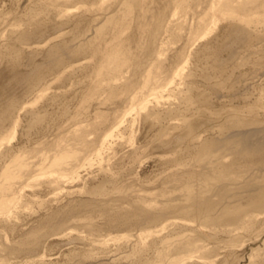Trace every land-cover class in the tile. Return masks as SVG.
Masks as SVG:
<instances>
[{
    "label": "bare ground",
    "instance_id": "bare-ground-1",
    "mask_svg": "<svg viewBox=\"0 0 264 264\" xmlns=\"http://www.w3.org/2000/svg\"><path fill=\"white\" fill-rule=\"evenodd\" d=\"M44 1L48 4L40 2L42 5H40L36 11H32L30 18L28 17L29 19H27L29 20L28 24L33 27L32 31H27L25 29L16 33L14 38H12L13 36L11 37L16 44L18 43L20 45L29 46L33 40H43L47 29L56 34V36L45 40L47 50L45 52L44 63H36L34 61L28 62L27 68L29 69V72L17 78V83L24 87L25 93H32L33 91L39 90V86L45 84L47 77H50L52 74L55 75L60 73L61 75L62 70H64L63 73H66L67 68L69 69L73 66L72 63L76 62V64H78L77 61L79 60L82 61V59L91 58L94 65L92 75L93 83L91 82L92 85L90 90H88L90 92L86 94L87 97L94 98L96 95H99V92L101 93V91H103L104 94H107V96L106 94L104 95V97H107L106 100H114L112 103L114 104L115 99L118 100L119 95L121 96L123 94V99L121 98L119 100L121 103H126L128 107V110L126 109L124 114L121 115L120 113L121 119H119V121H113V124L110 122V124L107 123V127L104 126L106 128L103 132H99L97 136L94 135L96 137L92 136L93 138H97V141L99 140V145L97 146L103 148L107 145L109 147L108 140L113 136L115 137L114 131L117 130L120 124L124 121V117L127 114L131 115L129 113L130 110L135 108L148 110L147 114L143 117L145 122L152 117L155 120L160 121V126L163 121L170 119H177V122H175L176 120L174 121L176 124L181 122V124H177L178 126L180 125L178 127L180 128V132L177 135L178 144H183V151H185V153H191L194 155V160L198 163L199 170L191 172L184 183L181 184L178 181L173 183L174 188L180 192L179 194L160 195L157 193H149V196H140L133 194V192H128L115 198L111 196L106 197L101 187H92L87 190V194L91 195L92 198L71 199L62 206L53 209L49 214L40 217V219L29 227V229L23 231L19 229V225L16 223L17 221L20 222L19 220H21L20 217L22 215L20 212L22 206L19 205V200H24V203H27L26 200L28 198H33L37 195V193H35L36 191L32 194L24 193V183L29 180L35 181L39 175H47L48 178L46 177L47 181H43L44 184L48 188L53 187L55 189V193H53H57L55 196L61 195L58 194L59 192H57V190H64V187L68 186L66 181L73 182L74 184V181H77L74 179L81 178L79 175V169L83 167L80 162L83 153L92 150L95 151L96 156L99 155L100 150L97 147L90 149L94 146H92V143L95 139L90 142L92 138L89 136L90 140H88V135L95 134L93 131L95 129L98 131L100 128H95L98 126L92 125L95 126L94 130H92L93 127L91 130H88L89 127H87V129L79 130V132L72 129L74 131V140L78 142L80 149L73 147V143H65L63 145L59 144L58 141L53 142L54 139L52 142L48 141V139L36 143L33 147L26 145L24 148L10 146L3 151L0 150V231L5 230L9 232L12 237V240H2L0 242V263L2 258L10 256H16L17 258L24 256V258H35L37 261H43L44 254L40 255L39 251L43 248L46 241L51 237L60 238L62 234V236H64V233L66 231L69 232L71 228L74 227V224L78 222V217H81L86 213L99 214L108 225L112 226V229L117 231L135 226H153L170 215L176 214L182 217L191 216L204 222L210 229L223 230V233L228 234L242 229L246 224L256 220V218L264 216V131L256 129L258 128V125L261 124V120L259 117L257 118V116L253 115L256 110L253 109L255 107H248L250 110L247 109L248 113H253L250 116H241L239 114H231L228 117L226 116L228 119L223 120L220 128V135L218 137L217 135H207V132L205 134L207 136L203 137L201 133H205V131H196L193 129L192 125L186 124L187 117L184 114L181 119L175 118V116H177L176 111L180 109V107L167 111L161 110V107L158 108L159 103L161 102L160 99L163 100L164 98L163 94H165L166 88L172 86V84H168L173 83L174 78L176 79L184 72V66H175L173 69L175 64L172 65L170 63L169 64L172 67L170 66L171 70L168 71L166 70V67H163L162 64L164 63L161 61V59L164 58L162 55H165L163 54V50L165 51L166 49H164L166 44L165 40L168 39L169 36L174 38V40L175 38L180 37L177 32L180 34V31L183 29L184 22L181 21L182 18L180 20L179 10L184 9L183 11L185 12V8L188 10L192 9L194 13L199 16H197L200 18L197 22H193L191 25L188 23L189 21L191 22V19L187 22L188 28L191 33H193L192 35L206 38L212 28L216 27L217 19L219 18H214L212 12L215 13L218 11L217 8L220 9L227 5V7L224 8L226 10L220 9V11L225 12V15H227L226 17L233 20L230 27L235 29L236 36L229 35V31L225 32L220 41H217L216 38L212 42L210 41L209 43L200 46L198 51H195L196 55L193 52L197 61H201L200 69L203 83L208 87L212 85V88L214 86H221V82L217 81V79L216 81H212V79L225 74L228 66V62L221 60L219 57L221 51H226L229 64H232L241 53L246 54L247 52V55L244 57V60H247L253 50L264 47V28L262 27L260 29V26L258 25L260 24V20L258 19L257 13L259 12L258 9H260V7L259 5L257 6L258 3L255 4L257 0H237L235 3H229V1L224 2V0L221 2V0H219V7L216 6V10L214 9L212 12H210V10L217 3L213 0ZM263 1L264 0L258 1L261 4L260 10H264ZM48 5L51 6L52 10H50ZM37 11H40V13L43 12L45 18L41 17L40 13H36ZM79 11L82 12L80 14H75ZM50 14L53 16L61 15L65 18H60L61 20L55 21L51 18ZM252 17L255 18L253 19ZM194 18L195 17H193V21L196 19ZM184 20L188 19L185 17ZM66 29L70 30L65 32ZM128 29L130 31L129 34L125 33L129 32ZM183 32L184 31H182V33ZM123 34H127L126 36L124 35L125 38H123ZM186 39L184 37L183 40ZM189 41L187 42L192 44L191 41ZM229 42H232V44ZM132 49H134V51H132ZM190 50L191 49H188V51ZM181 51V49L180 53L177 51L173 58L180 59V57L183 56ZM4 55L9 58L10 64L13 67L21 64L22 53L15 47H12V49L9 48ZM186 61L187 59L184 62ZM196 71L199 70L197 69ZM239 75L240 77L235 80L236 83L244 81H251L250 83L252 85L254 83H262L264 82V66L259 68L252 67V69L247 72H241ZM69 77L70 75H67L64 81H67ZM190 79H193V77ZM177 80L178 79H176L175 82ZM81 84L84 85V83ZM193 84L194 82L183 79L177 84L178 86L176 85L178 88H175L179 90V87L183 85L184 90L178 93L180 95L179 101L187 106V112L192 108V105H194V108L196 106V109H198L209 104L211 100L210 95L207 94L208 92H199L195 96L187 95L186 91H193ZM197 91L198 90H196V92ZM56 95H52L49 99L52 104L57 102L58 99L66 97V95ZM152 99L155 100L153 101L156 103V107L153 105L154 108L149 109ZM96 100L97 105H101V107L106 103L105 100V102H101V99ZM171 100L172 99H170V101ZM91 101H93V99H91ZM172 103H175V101ZM4 105L5 106L0 110V128L4 122H11V132L8 138L10 137L12 139L15 137L16 129L19 127L22 120L21 113L26 110L28 103L23 102L22 104H19L18 101L12 97L6 99ZM114 106L115 105H113V107ZM165 107L166 105H164V109ZM96 113L102 116L104 115L97 111ZM131 113L133 114L134 112ZM109 116L114 115L110 114ZM113 118L114 117H112V119ZM115 119L118 120V116ZM43 121L44 119L40 118L36 113L31 114L27 118V131L29 132L35 127L42 126ZM151 125L153 126V124ZM89 126L91 127V125ZM168 126H170V124ZM176 128L177 127L174 129ZM59 131L60 132L58 133L60 134L61 132H65V129L63 130V128H60ZM158 132L159 136H162L165 131L163 132L160 128V131ZM96 142L95 144H97ZM167 143L168 141H161L162 146L167 145ZM37 146L38 148L40 147L38 155H42L43 152L44 155L38 157L37 161L34 160L35 162L32 161L33 163L31 162V164H27L28 166L24 164L28 167L27 169H20L23 165L21 160L25 154L26 156L23 159H27L26 157L31 156L32 154L35 157L38 156L36 152L38 151ZM41 146L47 147V149L43 151ZM0 148H2V143H0ZM30 152L32 153L29 155L28 153ZM27 161H29V158ZM47 169L48 171H44ZM40 178L41 177H38L37 180H44L43 178ZM43 182L42 184L36 182L33 186H37V184L38 186H43ZM64 184L67 185L65 186ZM73 184L71 186H74ZM37 188L38 187H35V189ZM40 188L38 189L40 190ZM44 189H46V187L43 188V190ZM76 194L77 193L73 190L68 191V195ZM37 196L35 197L36 199ZM101 196L104 197L102 198ZM41 201L42 200H40V202ZM46 201L47 200L43 202ZM42 203L40 204L43 205ZM173 222L174 224L177 223V221H172V223ZM169 224L171 223L169 222ZM82 225L84 228H87V230L93 227L91 222ZM161 227L164 226L161 225ZM158 231L156 232L155 230L157 234ZM141 234L140 236H137V238L141 237L142 240V236L144 235L141 236ZM137 238L135 240H137ZM83 240L80 238H72L69 241L74 244H82L84 243ZM141 240L138 241L141 243L145 239ZM187 240L183 243L174 245L172 249L167 248L168 252L164 250L158 251V249H156L158 240H152L147 246V249H144V243H135L133 245V243L131 244L129 242L131 244L130 252L136 253L135 255L139 254V256L137 255L138 259H136V261L140 264H147L148 260H145L146 258L143 257V255L146 256V252H151V254L153 253L158 256L170 257V264H188L190 260H192V255H190L189 252H194L195 245L193 246L192 242ZM84 241H88V239ZM180 242H182V240ZM98 245L97 247L100 246ZM170 247H172V244ZM118 248H120V246ZM97 250H99V248ZM95 251V248H89V250L83 252V257L81 258L87 261L89 260L90 262L95 261L96 263V260H93V258L96 257ZM100 251L102 250L100 249ZM72 258L74 262L81 264L82 259H80V261L75 257ZM111 258L102 259L101 257L102 260L100 258H98L100 260L96 259L98 264H120L117 260H111ZM36 260L34 261L36 262Z\"/></svg>",
    "mask_w": 264,
    "mask_h": 264
},
{
    "label": "rangeland",
    "instance_id": "rangeland-1",
    "mask_svg": "<svg viewBox=\"0 0 264 264\" xmlns=\"http://www.w3.org/2000/svg\"><path fill=\"white\" fill-rule=\"evenodd\" d=\"M46 1L48 2L51 0H46ZM213 1L217 3L210 10V12L214 11V9L216 10L217 8L216 6H218L220 3L219 0L217 1L213 0ZM222 1L223 0H221V2ZM226 1L227 2L229 1V3H233V2L235 3L237 0H231L232 2L230 0H224V2ZM258 1L260 0H257L255 4L258 3L257 6L259 5L261 9V4ZM40 2L44 3L45 1L44 0H28V1L27 0H0V110L5 106L4 105L5 100L8 98L14 97L18 101L19 104H22L23 102L28 103L26 110H24L21 113L22 120L19 124V127H17L16 129L14 138L12 139L10 137L8 138L11 132L10 130L11 122L10 123L9 121L4 122L2 127L0 128V143H2V148H0V150L2 151L5 148L10 147V146L24 148V146L26 145L29 147L30 146L33 147V145L35 146L36 143L41 142L43 140L46 141L48 139H49L48 141L50 142H52L54 139L53 142L58 141L59 144H63V145L65 143H73L74 144L73 147L80 149V145L78 144V142L74 140V137H73L74 131L77 130L79 132V130L80 131L85 130L87 129V127H89L88 130H91V128L93 127L92 130H94V127L98 126L95 128H100V129H98V131L95 129L93 131V133L95 134L88 135V140H90L89 136H91L92 138L90 140L91 142L92 140L97 139L93 137H96L99 134V132L101 133V131L103 132L105 130V128L107 127V123L110 122L111 124H113L114 122L119 121V119H121V115L124 114L126 109L128 110L126 103H121L119 100L121 98L123 99L124 97L123 94H122L123 96L119 95V98H118L119 101L115 99L114 104H112L114 100L113 101L106 100L107 94L105 93L106 96L104 97L105 94L103 91H101V93L99 92V95H96L94 97L95 99L93 97L92 98L87 97L86 94L90 92L88 90H90L91 85L93 83L92 75H93L94 65L92 63L93 60L91 58H85V59H82V61L79 60L77 61L78 64H76V62L72 63L73 65L72 67H70L69 69L67 68V70L65 69L67 71L66 73H63L64 70H62L61 75L60 73H57L55 75L52 74L50 75L51 78L47 77L45 84L39 86L40 87L39 90L33 91L32 93H29V92L25 93L24 87L17 83V78L29 72V69L27 68L28 62L34 61L36 63H44L45 52L47 50V44H45V40L49 39L50 37L56 36V34H54L51 30L48 31L47 29L46 30L47 33L45 32V36L43 37V40L42 39L33 40L31 41L29 46L20 45L18 43L16 44L15 41L12 40V38H14L16 33L21 32L25 29L27 31H32L33 27L32 25L28 24L29 20L27 19L30 18L32 11H36L40 7V5H42ZM48 7L50 8V10H52L50 5H48ZM226 7L227 5L223 6V8H220V9L226 10L224 9ZM220 9L217 8L218 11L215 12L217 14L212 12L213 13L212 16L214 18L219 17L217 19V25L216 27L212 28L211 30L212 32L211 31L209 32L210 35L207 34L208 37L207 36L206 38L203 37L204 39L198 36L192 35L193 33H191V31L189 30L188 24H187V22L190 19H191V22L190 21L188 22L190 23V25L193 22L194 23L197 22L200 19L198 18L199 16L195 14L192 9L188 10L187 8H185V12L186 13L188 12L187 14L183 11L184 9L179 10L180 20L182 18L181 21L184 22L183 29L180 32L181 33L182 31L184 32L182 34L181 33L179 34L177 32V34L180 37L175 38V40L177 39L176 41L174 40V38H171L170 36L169 38L167 37L169 41L168 39L165 40L166 47L164 46V49L165 48L166 49L165 51L163 50V54L165 55H162V57L164 58L161 57L162 58L161 61L162 63H164L162 64L163 67L164 68L166 67V70L168 71L171 70L170 64L172 65L175 64L173 66V69L175 68V66L176 67L184 66L183 70L184 72L185 71L186 72L185 73L183 72L184 74L182 73V75L184 76L181 75L176 78L178 79L176 81L177 83L175 82L176 79L174 78V82L168 84V85L172 84V86H169L168 88H166L165 94H163L164 98L163 100L160 99L161 104L159 103L158 108L161 107L160 108L161 110L167 111L173 108L180 107V109L177 110L178 112L176 111V115L178 117L175 116V118L181 119L183 118L184 115H186L187 117L186 124L192 125L193 129L196 131H205V133H201L203 137H206L207 135H212V136L217 135L218 137L220 135V128H221L222 122L223 120L228 119L227 117L229 115L239 114L241 116H250L253 113L252 114L248 113V110H249L248 107H252V108L255 107L253 108V109H256L253 115L257 116V118L259 117L261 120V124H259L258 128L256 129H258L259 131H264V82L254 83L252 85L250 83L251 81H244V82H239V83H236L235 81L238 77H240L239 74L241 72H247L248 70L252 69V67L259 68L261 66H264V47L257 48V49L255 48L256 50H253L252 54L248 56L247 60H244V57L247 55V52L246 54L241 53L233 61L232 64H229L226 51H221L219 57L221 60L227 61L228 66H227L225 74L219 76L218 78L215 77L212 79V81H216L217 79V81L221 82V86L215 87L213 84L214 87L211 88L212 85L208 87L202 81V77H201L202 75H201V69H200L201 61H197L195 57L196 55L195 51H198L200 46L207 44L210 41L212 42L216 38H217V41H220V39L223 38L222 35L225 32L229 31V35L236 36L235 29L233 27H230L233 20L226 17L227 15H225V12L220 11ZM260 9H258L259 11L258 13L257 12H254V13L258 14V19L260 20V24L258 25L260 26V29H261L262 27L264 28V13H260V12H264V10H260ZM180 11H183V12H180ZM81 12L82 11H79L75 14H78V13L80 14ZM36 13H40V11H37ZM40 16L45 18L44 17L45 15H43V12L40 13ZM184 16L188 20H184L185 19ZM193 17L195 18L197 17L198 19L194 18L195 21H193ZM51 18L54 19L55 21H59L61 19H64L65 17L61 15L60 16L51 15ZM252 18L254 19L255 17H252ZM69 30L70 29L68 30L66 29L65 32H68ZM125 33L129 34L130 31L125 32ZM124 35L125 34H123V38H125L126 36ZM184 37L185 39L187 37V39L183 40ZM189 40L191 41L192 44H189L187 42ZM195 42H196V45H195ZM229 43L232 44V42H229ZM41 45H46V46H41ZM194 45L195 47L193 48ZM12 47H15L17 50L21 51L22 53L21 64L16 67H13L10 64L9 58H7L4 55V53L9 48L12 49ZM180 49L182 50L181 52L183 53L182 54L183 56L180 57L181 60L177 58H173L177 51L180 53ZM188 49H191V50L188 51ZM132 51H134V49H132ZM193 52L195 55L193 54ZM186 59L187 61L184 62ZM197 69L199 71H196ZM67 75H70V77L67 81H64ZM185 77H188V78H185ZM192 77L193 79H190ZM87 78H88V81H87ZM183 79H187L189 81L194 82L193 91L192 92L186 91L187 95L195 96L199 92H204V93L208 92L207 94L210 95V98H211L210 103L198 109H196V106L194 108V105H192V108L189 110V112H187L188 111L186 109L187 106H185L184 103H181L179 101L180 95L178 93L184 90L183 85L179 87L180 88L179 90L175 89L178 86L177 84L180 83ZM81 83H84V85ZM196 90L198 91L196 92ZM171 91H172V95H171ZM52 95H56V96L66 95V97L63 99L62 98L58 99L57 102L52 104V102L49 101ZM91 99H93V101H91ZM96 99L98 100L101 99L100 100L101 102L106 101L105 105H102V107L101 105H97ZM170 99L172 100L170 101ZM153 100L154 99H152L153 103L150 101L151 102L150 104L152 106L150 104H149L150 106L148 105L150 107L149 109L154 108L153 105L156 107V103L154 102L155 100L154 101ZM174 101L175 103H172ZM113 105L115 106L113 107ZM164 105H166L165 109H164ZM138 109L135 108L133 110H130L129 113L131 115L127 114L124 117V121L120 124L117 130H115L116 132L114 131L115 137L113 136L112 138L108 140L109 147L107 145H105V147L103 148L98 147L97 145H99L98 143L99 140L98 141L96 140L97 142L94 140V142L92 143V146L93 145L94 146L91 147L90 149L97 147L100 150L99 155H98L99 157L96 156L95 151H92V150L83 153V156L80 158L81 159L80 162L82 164L81 166L83 167L79 169V175L81 178L74 179L77 181L71 180L75 182L74 184L73 182H70L69 180H68L69 182L66 181V183L68 184L67 186L68 188L64 187V190H57V192H59L58 194H61L62 196L61 195L55 196L57 194V193L53 194L55 193L54 191L55 189L53 187H52L53 189L51 187L48 188L44 184L43 181L45 180L47 181V178H48L47 175H42L45 177H42L39 175L35 179L37 183L39 182L38 184L40 183L42 184L43 182V186L41 185L39 186L43 188L46 187V189L44 190L43 188H40L38 184L37 186L36 185L33 186L34 184H36L34 180H29L28 182L24 183L23 185L24 193L32 194L36 191L35 193H37L38 196L36 195L37 199L35 198L36 196L33 198L32 197L28 198L26 200L27 203H24V200H19L20 201L19 205L22 206L20 210L22 214V215L20 214L21 220H19L20 222L18 221L16 222L19 225V229L26 231L27 229H29V227L35 224L36 221L40 219V217L49 214L53 209L59 206H62L63 204L67 203L71 199H75V198L85 199V198H90V197L92 198L91 195L87 194V190L92 187H96V186L101 187L103 189V193H105L106 197L111 196L115 198L118 196H121L122 194L128 193V192H131V193L133 192V194H137L140 196L141 195L149 196L148 195L149 193H152V194L157 193L160 195H170V194L180 193L177 189L174 188L173 183H176L178 181L179 183L182 184L188 179V176L190 175L191 172L199 170L198 163L195 162L194 160V155H192L191 153H185V151H183V147H184L183 144H178L177 135L180 132V128H178L180 125L178 126L177 124H181V122H178L176 124L174 123V121L176 120L175 122H177V119H170V120L163 121L162 122L163 125L161 124L160 126V121L155 120L153 117L146 120L145 122L143 117L147 114L148 110H142V109L138 110ZM136 110L139 112H137ZM96 111L104 115L103 116L99 115L96 113ZM140 111L141 112L143 111L144 113L143 112L141 113ZM131 112H134V113L132 114ZM33 113H36L40 118H43L44 121H43L42 126L35 127L34 129L28 132L27 131V118ZM110 114L114 116H109ZM117 116H118V120L115 119L117 118ZM112 117L114 118L112 119ZM103 120L106 122H104ZM151 122H154V123H151ZM72 124L74 127L72 126ZM151 124H153V126ZM169 124L170 126H168ZM89 125H91V127ZM92 125H95V126H92ZM175 127L177 128L174 129ZM60 128L61 129L63 128V130L65 129V132H61L59 134L58 132H60L59 131ZM160 128L163 130V132L165 131L162 136H159L158 134L159 133L158 131H160ZM206 132H207V135H205ZM163 140L168 141L167 145L165 146L161 145V141ZM95 142L97 144H95ZM37 149L38 151L36 152L38 155L40 147L38 148L37 146ZM41 149L45 151L47 147L41 146ZM31 153L32 152L28 154L30 155ZM43 155H44V152L42 153V155L40 154L35 157L32 154L31 156H27L26 157L27 159H23L26 156L25 154V156L22 157L23 161L21 160V163L23 162V165L21 166L20 169L22 170H25V168L27 169L28 168L27 166L29 165V163L31 164L32 161L33 162L37 161L38 157L43 156ZM28 158H29V161H27ZM24 164L25 165L28 164V165L25 166ZM44 171H48V169ZM38 177H41L44 180H37ZM70 183H72L74 186H71L72 184ZM35 187L40 188V190L38 188L35 189ZM71 190L75 191L77 194L68 195V191H71ZM101 197L103 198L104 196H101ZM38 199L42 201L40 202V200ZM45 200L47 201L43 202ZM39 202L40 203L43 202L42 203L43 205H41ZM172 221H175V222L177 221V223L174 224V222L172 223ZM87 222H91L93 224V227L91 229L87 230V228H84V226L82 225V224L85 225ZM169 222L172 225L169 224ZM76 223L74 224V227L71 228L69 232L66 231L64 233V236H62L63 235L62 234L60 238L51 237L46 241L43 248H41L39 251L40 255L44 254L43 261L41 260L37 261L35 258H32V259L26 258V257L24 258V256H21L18 258L16 256H10L6 258H2V261L0 264H39V262L40 264H44V263L45 264H79V263L74 262L72 257H75L79 260L82 259L81 257H83V252L89 250V248H95L96 250L95 251L96 257L94 256L95 258H93V260L94 259L96 260V263L95 261H93L94 262L93 263V262H90L89 260L87 261L85 259H82V261L80 260L81 264H98L97 259L98 258L101 259V257L102 259L113 257L111 258V260H117L120 264H140V263H137L136 261V259H138L137 255L139 256V254L135 255L136 253L130 252V249H131L130 247L132 243L133 245L135 243L136 244L140 243V241L138 240H141V237L137 238V236H140L141 233H142L141 236L144 235L142 236V240L143 239L145 240L143 241L141 240L142 242L140 244L144 243L143 244L144 249H147V246L149 245V243L152 242V240H158V243L156 246V249H158V251L164 250L168 252L167 248L172 249L174 245L183 243L188 239L189 242H192L193 246L195 245L194 252L192 251L189 252L190 255H192V260H190L188 264H264V216L256 218V220L246 224L242 229H239L230 234L223 233L222 232L223 230L210 229L204 222L196 218H193L191 216L182 217L176 214L170 215L169 217L162 220L160 223L153 225V226H149V227L135 226V227H131L125 230H118V231L112 229V226L108 225L106 221L102 218V216H99V214H96V213L95 214H90V213L83 214V216L78 217V222ZM161 225H163L164 227H161ZM160 228H165V229H160ZM183 228H186V229H183ZM155 230L156 232L159 230L160 233L158 231V234H157ZM72 238H80L81 240L88 239V241L83 240L84 243L82 244H77V243L74 244V243H70L69 241ZM136 238L137 240H135ZM183 238L186 240H184ZM10 239L12 240V237L10 236L9 232L5 230L0 231V242L2 240L6 241ZM181 240L182 242H180ZM96 244L97 245L99 244L100 246L98 245L99 247H97ZM171 244H172V247H170ZM101 245L102 246L105 245V246L102 247ZM119 246L120 248H118ZM98 248L99 250H97ZM100 249L102 251H100ZM152 254L151 252H146L145 253L146 256L143 255V257L146 258L145 260H148L147 264H170L169 263L171 261L170 257L166 256L167 257L166 258L165 256H158L156 254H153V255ZM34 260H36V262Z\"/></svg>",
    "mask_w": 264,
    "mask_h": 264
}]
</instances>
